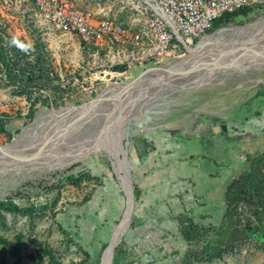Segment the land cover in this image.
Masks as SVG:
<instances>
[{
    "label": "rangeland",
    "instance_id": "1",
    "mask_svg": "<svg viewBox=\"0 0 264 264\" xmlns=\"http://www.w3.org/2000/svg\"><path fill=\"white\" fill-rule=\"evenodd\" d=\"M244 7L247 14L213 23L191 43L173 42L162 57L96 66L78 50L75 37L41 15L35 0H0V145L21 135L25 147L47 138L51 146L60 142L49 151L56 160L42 167L30 164L27 153L0 151V201L5 204L0 207V264L100 263L125 195L107 153L84 149L100 119L84 108L108 85L133 84L162 71L222 26L264 21V0ZM13 36L34 44L35 51L11 46ZM251 43L240 49L243 54L264 48V31ZM41 70L47 76L39 80ZM239 72L197 89L179 87L166 95L167 103L158 104L163 109L129 124L124 143L136 163L131 170L135 206L112 264H264V231L210 258H193L178 220L186 215L204 224L219 222L226 184L246 169V154L264 152V65ZM82 106L81 112L65 109ZM64 151L80 154L57 164ZM136 175L142 176L147 198L140 220ZM249 206L238 205L243 221L255 220Z\"/></svg>",
    "mask_w": 264,
    "mask_h": 264
},
{
    "label": "bare ground",
    "instance_id": "2",
    "mask_svg": "<svg viewBox=\"0 0 264 264\" xmlns=\"http://www.w3.org/2000/svg\"><path fill=\"white\" fill-rule=\"evenodd\" d=\"M240 26L227 25L216 29L201 38L196 44V50H191L187 55H179L175 59L173 58L164 66L162 71L146 75L133 84L108 85L85 108L84 106L65 108L70 110L69 113L81 112L80 110L84 108V112L93 111L100 115V119L93 126V130L96 132L94 140L84 144L85 148L82 146L78 150L82 151L83 148L85 150L92 148L95 151L103 149L110 158V170L114 173L125 195L122 214L109 234L107 244L101 253L99 264H112L115 248L128 230L133 214L128 171L132 180L131 170L135 166V162L130 160L128 148L124 143L126 137L130 134L129 124L133 122L132 120L140 121L147 114H153L163 109L157 107L158 104L167 103L166 95L179 89V87L185 86V88L197 89L203 83H212L222 79L223 75H232L236 71L242 72L247 68L257 69L263 66L264 48L256 50L254 53L247 52L246 54H243L240 49L245 48L251 41L261 36L264 31V21L255 25ZM225 42L226 44H223ZM184 64L185 67H182ZM187 65L196 67L188 70L189 68L186 69ZM171 73L174 74L169 76V78L168 75ZM239 73L237 74L239 75ZM97 101H102L104 106H101L102 104L100 106L91 105ZM21 136H17L9 143L0 145V151L8 156L24 152L32 157L30 158L32 159L30 164L39 167L50 165L49 151L52 147L58 146L60 142L58 140L55 141L53 138L54 143H59L51 146L52 142L50 144V139L47 138L36 146L33 143L32 147H25L23 145L25 143L22 142L23 139L20 138ZM76 153V155L74 153L70 155L64 151L63 155H58L60 158L56 163H67L74 160L80 154V152ZM51 160L55 161L56 158Z\"/></svg>",
    "mask_w": 264,
    "mask_h": 264
},
{
    "label": "built area",
    "instance_id": "3",
    "mask_svg": "<svg viewBox=\"0 0 264 264\" xmlns=\"http://www.w3.org/2000/svg\"><path fill=\"white\" fill-rule=\"evenodd\" d=\"M38 11L78 43L94 65L162 57L175 41L191 43L215 19L250 0H35ZM157 62V61H155Z\"/></svg>",
    "mask_w": 264,
    "mask_h": 264
},
{
    "label": "trees",
    "instance_id": "4",
    "mask_svg": "<svg viewBox=\"0 0 264 264\" xmlns=\"http://www.w3.org/2000/svg\"><path fill=\"white\" fill-rule=\"evenodd\" d=\"M246 8V9H245ZM242 11L225 13L215 19L214 25L239 13L247 14V7ZM47 73V72H46ZM39 72V80L47 74ZM246 169L233 176L225 186L223 202L224 212L217 223H200L186 215H180L181 233L191 243L188 254L193 258H210L213 254L230 248L243 238L260 236L264 231V152L255 155L246 154ZM250 204L249 208L255 220L243 221L239 204ZM5 206L0 201V207ZM16 208V206H14ZM257 223L256 224H254Z\"/></svg>",
    "mask_w": 264,
    "mask_h": 264
},
{
    "label": "crops",
    "instance_id": "5",
    "mask_svg": "<svg viewBox=\"0 0 264 264\" xmlns=\"http://www.w3.org/2000/svg\"><path fill=\"white\" fill-rule=\"evenodd\" d=\"M138 167V164L136 166V168ZM138 171V169H137ZM233 177V176H232ZM134 182L136 184V188H137V194H136V197L139 201H142V205L140 206V211L139 213L136 215L138 216V218L136 217V219H139L141 217H144V214H145V211H144V203L146 202V192H145V189L142 187V182H143V179H142V176L141 175H136L135 178H134Z\"/></svg>",
    "mask_w": 264,
    "mask_h": 264
},
{
    "label": "clouds",
    "instance_id": "6",
    "mask_svg": "<svg viewBox=\"0 0 264 264\" xmlns=\"http://www.w3.org/2000/svg\"><path fill=\"white\" fill-rule=\"evenodd\" d=\"M9 44L13 47H16L19 51L24 52V53H28V52H34L35 48H34V44L29 43V44H25L20 42L15 36H13L11 38V40L9 41Z\"/></svg>",
    "mask_w": 264,
    "mask_h": 264
},
{
    "label": "water",
    "instance_id": "7",
    "mask_svg": "<svg viewBox=\"0 0 264 264\" xmlns=\"http://www.w3.org/2000/svg\"><path fill=\"white\" fill-rule=\"evenodd\" d=\"M128 183H129V186H130V191H131V196H132V212H133V210H134L135 194H134L133 182L130 179V173H129V171H128Z\"/></svg>",
    "mask_w": 264,
    "mask_h": 264
}]
</instances>
